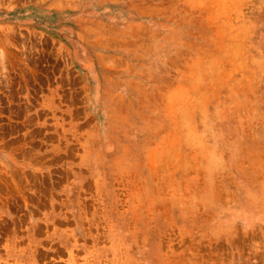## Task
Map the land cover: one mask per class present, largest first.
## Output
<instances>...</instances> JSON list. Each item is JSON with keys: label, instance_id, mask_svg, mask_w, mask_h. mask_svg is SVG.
<instances>
[{"label": "rangeland", "instance_id": "obj_1", "mask_svg": "<svg viewBox=\"0 0 264 264\" xmlns=\"http://www.w3.org/2000/svg\"><path fill=\"white\" fill-rule=\"evenodd\" d=\"M0 264H264V0H0Z\"/></svg>", "mask_w": 264, "mask_h": 264}]
</instances>
